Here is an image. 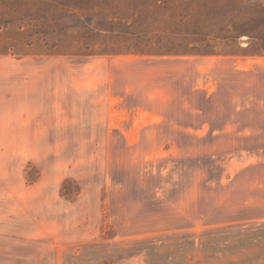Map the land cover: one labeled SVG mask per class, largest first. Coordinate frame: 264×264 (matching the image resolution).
<instances>
[{"label":"rangeland","instance_id":"rangeland-1","mask_svg":"<svg viewBox=\"0 0 264 264\" xmlns=\"http://www.w3.org/2000/svg\"><path fill=\"white\" fill-rule=\"evenodd\" d=\"M0 264H264V0H0Z\"/></svg>","mask_w":264,"mask_h":264}]
</instances>
